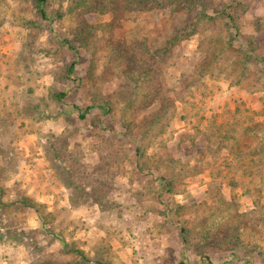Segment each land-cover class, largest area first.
Listing matches in <instances>:
<instances>
[{"label": "rangeland", "instance_id": "rangeland-1", "mask_svg": "<svg viewBox=\"0 0 264 264\" xmlns=\"http://www.w3.org/2000/svg\"><path fill=\"white\" fill-rule=\"evenodd\" d=\"M78 1L47 0L43 19L0 0V264H264V0ZM201 3L206 22L159 54ZM82 23L100 41L73 50ZM107 39L151 67L140 87ZM95 91L111 106L79 117Z\"/></svg>", "mask_w": 264, "mask_h": 264}, {"label": "trees", "instance_id": "trees-1", "mask_svg": "<svg viewBox=\"0 0 264 264\" xmlns=\"http://www.w3.org/2000/svg\"><path fill=\"white\" fill-rule=\"evenodd\" d=\"M34 4L36 11L38 15L43 19H48V12H47V0H31ZM176 1V0H173ZM171 2V0H112V8L115 9L116 7L123 6L125 8H129L130 10H148L152 6L157 5L162 7H167L169 5L173 6L174 2ZM85 0H79L78 3L84 4ZM88 4L87 6L90 9H97V8H107L105 1H89L87 0ZM193 2V0H192ZM74 3V4H78ZM77 6V5H76ZM201 6L203 8V11L199 12V15L195 17L193 21H191L188 25L184 26L183 28L175 29L172 36L168 39L167 44L163 47L162 50L159 51V54L161 55L165 53V51L169 49H174L180 40L196 33L201 25V22H206L205 17H209L210 15H207L205 13L206 4L201 3ZM72 8V7H71ZM220 16H223L228 19L230 25L235 29V32H238V25L236 21V17L234 14L229 10V6H225V8H220L219 11H217ZM72 38H64V42L69 45V47L73 50H77L80 47L84 48H95V46L100 41V36L97 34V26L92 24H86L82 23L80 25H77L72 30ZM108 47L110 48V52L112 53L111 58L116 62V65L114 66L115 70L117 71V74L123 75L125 77L131 78V80L134 83L135 87H140V84L138 80H141L142 77L144 80H146L147 76L146 73L149 74L151 67H146L140 63H138V60L135 58V53H133V48L130 46H127L123 43H120L117 39H107ZM245 59L247 58H253L254 55L251 53H244ZM256 58V57H255ZM244 59V60H245ZM259 62L262 64V71L264 74V55H261L258 57ZM124 62L125 66L121 67L120 63ZM75 65L76 61L75 59L71 60L69 64L66 67L65 77L71 78L72 80L76 79V71H75ZM151 77L150 79H153L152 73L149 75ZM152 86V88H151ZM69 90H59L54 93L55 99L60 100L66 95L70 94ZM147 95L150 97H158L160 94L158 93V89L154 86V84H150L148 92H146ZM94 95L96 97V101L93 100L92 104L87 105L84 109H80L79 117L85 118V114L88 112L90 108L93 106H97L101 109V111L106 112L108 108L111 106L110 101L108 98L104 97L100 92L95 91ZM78 108V107H77ZM158 115H156V118ZM169 182V180H168ZM22 202L24 205H27L31 208H33L35 211H40L39 206L40 204L36 201L31 200L30 198L23 196ZM82 251H79L81 253ZM179 264H183L181 261Z\"/></svg>", "mask_w": 264, "mask_h": 264}]
</instances>
